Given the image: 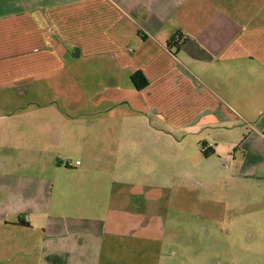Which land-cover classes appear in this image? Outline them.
<instances>
[{
    "label": "crops",
    "instance_id": "crops-1",
    "mask_svg": "<svg viewBox=\"0 0 264 264\" xmlns=\"http://www.w3.org/2000/svg\"><path fill=\"white\" fill-rule=\"evenodd\" d=\"M176 35L183 42L170 45ZM136 72L147 81L140 91L130 79ZM51 86L53 98L75 87L104 111L125 104L122 94L137 96L131 115L146 120L133 124L137 130L178 134L171 140L139 139L138 147L146 148L139 154L151 159L152 148L182 147L180 134L187 130L245 126L247 135L234 145L239 156L232 157L230 193L244 206L256 190L264 209V0H0V96L34 97ZM6 109L0 118L20 108ZM202 147L210 152H201L202 159L221 160L210 143ZM252 157L260 160L249 172L241 164ZM75 163L71 168L82 167ZM113 184L112 198L107 190L98 209L102 219L81 216L50 228L54 255L63 253L70 264H92L105 237L114 247L126 238L163 243L165 220L152 213L154 205L147 204L149 213L142 217L127 215L124 189ZM4 186L0 194L14 193L17 205L0 203V225L30 231L26 212L34 204L46 212L47 192L15 193Z\"/></svg>",
    "mask_w": 264,
    "mask_h": 264
},
{
    "label": "rangeland",
    "instance_id": "rangeland-1",
    "mask_svg": "<svg viewBox=\"0 0 264 264\" xmlns=\"http://www.w3.org/2000/svg\"><path fill=\"white\" fill-rule=\"evenodd\" d=\"M4 93L0 116L7 106L20 109L0 118V183L15 193L44 190L48 210L39 212L36 204L31 206L33 211L26 212L30 231L0 225V264H70L63 253L54 255L57 246L51 248L50 228L81 216L102 219L98 209L107 190L112 198L114 181L115 188L124 189L127 215L142 217L149 213L146 205H154L152 213L165 220L164 241L140 243L126 238L114 247L105 237L92 264H264L261 195L255 190L240 206L230 193L235 181L232 157L239 156L234 145L242 141L241 134L247 135L245 126L187 130L180 134L185 139L182 147L152 148L151 159L139 154L146 149L138 147L139 139L171 140L178 134L137 130L133 124L146 120L131 115L130 105H138L135 95L122 94L125 104L104 111L75 87L66 89L62 99L53 98L54 86L34 97ZM203 143H210L221 160L202 159L201 152L209 149ZM259 160L252 157L241 166L250 172ZM75 161L82 167L71 168ZM134 190L140 191L130 195ZM16 200L14 193L0 194V203L16 206Z\"/></svg>",
    "mask_w": 264,
    "mask_h": 264
},
{
    "label": "trees",
    "instance_id": "trees-1",
    "mask_svg": "<svg viewBox=\"0 0 264 264\" xmlns=\"http://www.w3.org/2000/svg\"><path fill=\"white\" fill-rule=\"evenodd\" d=\"M176 37L178 38V40H176L177 39ZM179 39L181 40L180 36L176 35L173 39L170 40L169 44L170 45L171 44L178 45L181 42H183V40L180 42ZM175 40H176V43H174ZM170 45H169V47H170ZM130 79H131V83L133 85V88L135 90H137V91H140L141 89H143L147 85V81H146L145 77L140 72H136L135 74H133ZM202 152H203V155L205 157H207L209 155V153H210L208 150L207 151H202ZM19 224L27 225L26 223H22V222H19Z\"/></svg>",
    "mask_w": 264,
    "mask_h": 264
},
{
    "label": "built area",
    "instance_id": "built-area-1",
    "mask_svg": "<svg viewBox=\"0 0 264 264\" xmlns=\"http://www.w3.org/2000/svg\"><path fill=\"white\" fill-rule=\"evenodd\" d=\"M176 38H177V37H176ZM176 38H175V39H176ZM180 38H181V40L179 39V41L181 42V41L183 40V38H182V36H180ZM176 40H178V38H177ZM176 40L174 41V43H176ZM201 149H202V148H201ZM202 150H203V149H202ZM75 165H79V162H76Z\"/></svg>",
    "mask_w": 264,
    "mask_h": 264
}]
</instances>
